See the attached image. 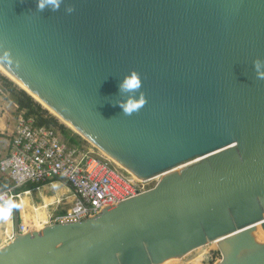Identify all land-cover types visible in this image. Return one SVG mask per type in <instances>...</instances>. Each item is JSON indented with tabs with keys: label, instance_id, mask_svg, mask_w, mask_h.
Masks as SVG:
<instances>
[{
	"label": "water",
	"instance_id": "water-1",
	"mask_svg": "<svg viewBox=\"0 0 264 264\" xmlns=\"http://www.w3.org/2000/svg\"><path fill=\"white\" fill-rule=\"evenodd\" d=\"M257 58L264 0H0L1 68L137 178L159 177L79 221L22 233L15 210L0 264H162L215 242V264H264ZM133 70L141 89L121 92Z\"/></svg>",
	"mask_w": 264,
	"mask_h": 264
},
{
	"label": "built area",
	"instance_id": "built-area-1",
	"mask_svg": "<svg viewBox=\"0 0 264 264\" xmlns=\"http://www.w3.org/2000/svg\"><path fill=\"white\" fill-rule=\"evenodd\" d=\"M16 120L9 152L0 158V175L10 183L0 191V202L9 198L20 202L26 191L19 189L29 183L63 182L71 188L74 202L65 213L50 218L49 223L79 221L97 215L104 208H114L121 201L147 191L157 180L137 178L107 157L98 156L96 146L83 143L87 140L71 143L60 129L38 124L36 118L27 117L25 111H21ZM62 202L60 199L59 205ZM11 216L13 227L8 237L6 234L5 243L15 236L14 211ZM19 227L22 233L31 229L23 218Z\"/></svg>",
	"mask_w": 264,
	"mask_h": 264
},
{
	"label": "rangeland",
	"instance_id": "rangeland-1",
	"mask_svg": "<svg viewBox=\"0 0 264 264\" xmlns=\"http://www.w3.org/2000/svg\"><path fill=\"white\" fill-rule=\"evenodd\" d=\"M0 75L4 76L11 82H13L14 86L17 88L23 89L21 85H19L17 82H15L13 79H11L9 76H7L5 73H3L0 70ZM35 98V97H34ZM37 102L41 104V106L49 111V113L53 116H55L60 124H64L66 128L71 130L73 132L72 134H75L79 138L82 139L80 133L74 130L72 127H70L68 124H66L60 116H57L54 112L51 111L47 106H45L43 103H41L37 98H35ZM21 111L19 110V107L17 103L15 102L12 93L9 90V85L3 80L0 76V134L7 137V133H9V128L12 127V121L14 122L17 116L19 115ZM75 132V133H74ZM77 132V133H76ZM84 139V137H83ZM6 139L0 138V150L3 147L2 142H5ZM86 146H92L88 141L83 142ZM95 152L98 156H104L102 151L100 149L95 148ZM106 157V156H105ZM108 158V157H107ZM109 159V158H108ZM111 160V159H110ZM115 163V162H114ZM158 179L154 182H152L151 186H155ZM28 192V191H27ZM26 222H27V215L25 216ZM0 230H5V228H0ZM209 248H208V247ZM204 250V251H203ZM199 251V252H198ZM204 252V253H203ZM198 255L203 256V262L202 264H215L217 261H219L222 258L221 252L219 250L218 244L216 243H210L202 248H199L187 256L181 258L180 264H191V261H193L195 258L198 257Z\"/></svg>",
	"mask_w": 264,
	"mask_h": 264
},
{
	"label": "bare ground",
	"instance_id": "bare-ground-1",
	"mask_svg": "<svg viewBox=\"0 0 264 264\" xmlns=\"http://www.w3.org/2000/svg\"><path fill=\"white\" fill-rule=\"evenodd\" d=\"M0 70L3 73H5L7 76H9L11 79H13L15 82H17L19 85H21L23 87V85L21 83H19L17 80H15V78H13V76H11L6 70H4L3 68H1V66H0ZM45 106H47V105H45ZM49 109H51V108H49ZM51 111L54 112L52 109H51ZM57 116H59V115H57ZM61 119L66 124H68L70 127H72L74 130H76L77 132H79L76 128H74L66 120H64L63 118H61ZM79 133L81 134V132H79ZM84 138L85 139H88L85 136H84ZM102 153H103L104 156H106L109 159H111L117 165H119V166H121V167L124 168V166L122 164H120L119 162H117L115 159H113L111 156H109L106 152L102 151ZM158 178L159 177H156L155 179H158ZM39 193H40V195L43 198V203L42 204H35V203H33V201H32V192H30V190L28 192L26 191L25 193H23L21 195V199H20V202H22L21 212H22V218H23L24 222L30 228H34V229H37V230L43 228L44 226H46V224H48L50 222V218L52 216L50 214L49 207H50L51 204H55V203L59 202L58 199H60L59 197L61 196L59 190H57L52 197L47 196L45 194V191H43V189L40 190ZM26 215H27V222H26V218H25ZM3 224L5 225L4 228H6L7 231L6 232H3V233L1 232V234H2L1 236L3 238V241H6L4 238H7L11 234L12 227H13L12 216L10 215V217L8 219H6L3 222ZM6 234H7V237H6ZM215 243L217 244V242H215ZM4 244H6V243H2L0 245V247H2V245H4ZM180 261H181V258H172V259H169V260L163 262L162 264H180ZM202 262H203V256L202 255H200V256L198 255L197 258H195L193 261H191V264H202Z\"/></svg>",
	"mask_w": 264,
	"mask_h": 264
},
{
	"label": "clouds",
	"instance_id": "clouds-1",
	"mask_svg": "<svg viewBox=\"0 0 264 264\" xmlns=\"http://www.w3.org/2000/svg\"><path fill=\"white\" fill-rule=\"evenodd\" d=\"M63 2H64V0H37V9L39 11H43L46 7H51L54 10H56V9H59L61 3H63ZM66 10L68 12L73 11L72 8H68ZM262 66H264V59L257 58V60L255 61V67L258 70L257 71V78H259V79H264V71H259V69ZM141 87H142L141 77H140L139 73L135 70L126 74L120 83V91L121 92H134V93H136L137 90L141 89ZM145 102H146L145 97L143 95V92L141 91L139 93L138 99H128L127 101L121 100L118 103L122 107L123 112L125 114L130 115L134 111L139 110V108L142 107L145 104ZM81 137H82V140H87L85 138L83 139L82 135H81ZM88 142H90V141H88ZM21 207H22V202H17L13 198L3 200L2 202H0V219H2V220L8 219L14 210H19Z\"/></svg>",
	"mask_w": 264,
	"mask_h": 264
},
{
	"label": "trees",
	"instance_id": "trees-1",
	"mask_svg": "<svg viewBox=\"0 0 264 264\" xmlns=\"http://www.w3.org/2000/svg\"><path fill=\"white\" fill-rule=\"evenodd\" d=\"M0 76L3 80H5L7 85H9V90L12 93L13 98L19 107V110L20 111L24 110L26 112L27 117L30 116L35 117L38 124L40 125L45 124V125L57 127L63 132L65 137H67L71 141V143H78V140L82 141V139L76 136L75 134H73L74 137H72L73 132H71V130L66 128L64 124H60L58 119L55 116L51 115L47 109L43 108L41 104L37 102L35 98L32 95H30L27 91L15 87L13 82H11L2 75ZM42 185L45 184L37 185V184L29 183L23 186L22 188H20L19 191L24 192V191L32 190ZM9 186H10L9 181L0 175V191L6 189Z\"/></svg>",
	"mask_w": 264,
	"mask_h": 264
},
{
	"label": "crops",
	"instance_id": "crops-1",
	"mask_svg": "<svg viewBox=\"0 0 264 264\" xmlns=\"http://www.w3.org/2000/svg\"><path fill=\"white\" fill-rule=\"evenodd\" d=\"M16 121H17L16 119H15L14 122L12 121V127H10L8 129L9 133H7V137L4 136V135L3 136L0 135V138H2V140L6 139L5 142H2L3 147L0 150V158L4 157L9 152L10 144H11V142H10L11 141V135H12V133L15 130L16 123H17ZM42 189H43V191H45V194L47 196H49V197H52L55 194V192L57 190H59L60 194H61V196L59 198L63 199V202L60 205H59L58 202L55 203V204H51L50 205L49 210H50V214H51L52 217L55 216V215H58V214L65 213L66 210L74 202L75 197H74V194H73L71 188L67 184H65L63 182L55 181V182L47 183V184L42 185V186H40L38 188H34V189L30 190V192H32V201H33V203H35V204H42L43 203V198H42V196L39 193V191L42 190ZM60 199H58V201ZM19 212H20V221H22L21 208L19 209ZM4 221L5 220L0 219V224H1L0 228H4L5 227V225L3 224ZM50 222H52L51 219H50ZM14 224H15V217H14ZM1 232H4V230H1ZM1 232H0V237L2 238ZM2 243H5V242L3 241ZM2 243H0V245Z\"/></svg>",
	"mask_w": 264,
	"mask_h": 264
}]
</instances>
